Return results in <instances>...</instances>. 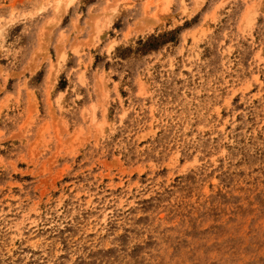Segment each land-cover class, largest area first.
<instances>
[{
  "label": "rangeland",
  "instance_id": "1",
  "mask_svg": "<svg viewBox=\"0 0 264 264\" xmlns=\"http://www.w3.org/2000/svg\"><path fill=\"white\" fill-rule=\"evenodd\" d=\"M0 264H264V0H0Z\"/></svg>",
  "mask_w": 264,
  "mask_h": 264
}]
</instances>
